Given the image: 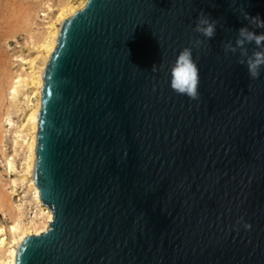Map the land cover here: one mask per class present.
<instances>
[{"label":"water","instance_id":"obj_1","mask_svg":"<svg viewBox=\"0 0 264 264\" xmlns=\"http://www.w3.org/2000/svg\"><path fill=\"white\" fill-rule=\"evenodd\" d=\"M245 13L264 20V0H88L64 21L32 171L53 219L15 264H264V67L251 79L223 49L264 32ZM196 39L190 100L169 66Z\"/></svg>","mask_w":264,"mask_h":264},{"label":"bare ground","instance_id":"obj_2","mask_svg":"<svg viewBox=\"0 0 264 264\" xmlns=\"http://www.w3.org/2000/svg\"><path fill=\"white\" fill-rule=\"evenodd\" d=\"M87 1L60 0L54 4L53 16L46 21L43 31L29 36L33 39L34 55L26 60V72L23 75H6L0 85V99L3 102L0 107L5 110H0V151L7 131L2 130L3 124L9 129L14 127L11 136L13 155L2 156L1 162L6 179L0 185V211L3 215L11 212L12 216L9 226H0V264H15L16 251L22 241L28 236H38L48 231L53 219L50 210L41 203L32 179L44 83L41 76L57 46L62 24L83 9ZM21 89L24 91L21 92ZM13 110L22 116L16 124L11 120ZM19 155V164H15L13 156ZM26 203L30 215L22 219L25 217L23 210Z\"/></svg>","mask_w":264,"mask_h":264},{"label":"rangeland","instance_id":"obj_3","mask_svg":"<svg viewBox=\"0 0 264 264\" xmlns=\"http://www.w3.org/2000/svg\"><path fill=\"white\" fill-rule=\"evenodd\" d=\"M60 0H0V85L5 81L8 74L23 75L28 67L26 60L34 55L32 41L29 36L37 35L43 31L46 21L53 16L54 4ZM36 38V37H35ZM24 91L21 89V92ZM3 105L0 99V106ZM1 110V107H0ZM1 111H5L2 109ZM20 113L13 110L11 120L16 124L21 119ZM3 131L6 135L0 151V185L6 179L1 162L4 157L13 155L11 136L13 128L9 129L3 124ZM5 144V145H4ZM3 154L1 155V153ZM3 156V158H2ZM15 164H19L20 155L13 156ZM27 201V199H26ZM12 202L15 203V200ZM13 203V204H14ZM23 213L30 215L28 204H24ZM11 212L5 215L0 211V226L10 225Z\"/></svg>","mask_w":264,"mask_h":264},{"label":"clouds","instance_id":"obj_4","mask_svg":"<svg viewBox=\"0 0 264 264\" xmlns=\"http://www.w3.org/2000/svg\"><path fill=\"white\" fill-rule=\"evenodd\" d=\"M244 19L248 25L255 29H264V20L259 15L250 17L246 13ZM217 21L209 15L201 12L195 21L194 32L204 37L205 40H211L216 34ZM203 41L196 39L190 41L191 47H185L179 51L174 63L169 66L170 87L179 95H185L190 100H198L199 86V69L197 62L193 59V48L198 47ZM254 44L255 48L249 54L246 45ZM225 53L236 54L239 50L240 59L238 63L245 65L248 75L251 79H257L260 75L262 67H264V32L250 30L248 26L241 27L237 30V38L235 44L228 41L223 44ZM156 66L152 68V72L156 71ZM244 227L249 229L251 226L245 224Z\"/></svg>","mask_w":264,"mask_h":264}]
</instances>
